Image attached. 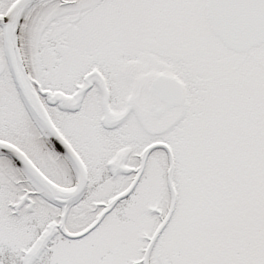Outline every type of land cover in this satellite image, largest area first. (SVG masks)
<instances>
[{
  "label": "snow or ice",
  "instance_id": "6c2138e0",
  "mask_svg": "<svg viewBox=\"0 0 264 264\" xmlns=\"http://www.w3.org/2000/svg\"><path fill=\"white\" fill-rule=\"evenodd\" d=\"M0 264H264V0H0Z\"/></svg>",
  "mask_w": 264,
  "mask_h": 264
}]
</instances>
